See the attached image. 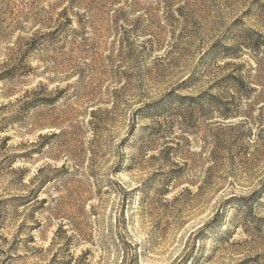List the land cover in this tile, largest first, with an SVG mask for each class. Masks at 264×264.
<instances>
[{
	"label": "rangeland",
	"instance_id": "rangeland-1",
	"mask_svg": "<svg viewBox=\"0 0 264 264\" xmlns=\"http://www.w3.org/2000/svg\"><path fill=\"white\" fill-rule=\"evenodd\" d=\"M258 43L264 0H0V264H264Z\"/></svg>",
	"mask_w": 264,
	"mask_h": 264
},
{
	"label": "trees",
	"instance_id": "trees-1",
	"mask_svg": "<svg viewBox=\"0 0 264 264\" xmlns=\"http://www.w3.org/2000/svg\"><path fill=\"white\" fill-rule=\"evenodd\" d=\"M26 47L23 49L22 51V54L21 57L19 58L18 60V64L17 65H24L28 68H31L30 65L27 64V58L28 56H30V54L38 49L39 47V44H37L34 40V38H31L28 40V43L25 44ZM24 45V46H25ZM261 47H264V43L261 44V43H258L256 45V47H254V50L258 51V50H261ZM18 67H16V69H14L13 71H6L5 73L1 74L0 75V78H12V77H16L18 76L20 73L19 72H23L22 75H28V70L27 71H20L17 69ZM237 79H239V81L241 82H244L243 81V78L242 77H237ZM41 88V87H40ZM41 89H45V88H41ZM114 93L116 94L118 92V89H114ZM36 92V91H35ZM67 92L66 89H61V91L55 95V96H51V97H47V96H43V97H40L38 99L37 102L39 103H45V104H55L57 103L58 101H60L62 99V97L64 96V94ZM39 93V91H38ZM171 96V95H169ZM169 98V97H168ZM115 101V105L113 106V108L111 109H105V110H102L100 109L99 107H96V108H93L89 111V121L88 122V127L90 129V132L92 133V138H91V145H92V152L94 155H96L95 153V150L93 149L94 146L98 147V141H100V134L105 131V130H108L109 127L111 129V127H114L116 125V117L115 115H112V113H115L116 110L118 109L119 107V104H120V101L118 99V97L114 99ZM168 99H162L156 103H151V104H148L147 106L145 107H141L140 110H144L146 111L148 114H161L162 110H165L168 108L169 104L172 103V101H167ZM163 104H166L164 107V109L160 110V106H162ZM261 110L264 111V105L263 107H261ZM184 114V115H183ZM182 116H183V123L188 126L190 125V116L189 115H185V113H183ZM136 120L137 118L133 117L132 118V129L130 130L129 132V136H133L134 135V132H135V125H136ZM163 123H160V122H157L155 123L152 127H147V126H144L143 127V130H146V129H152L153 132L155 133H158L160 134L161 132H163ZM55 135H58V133H56ZM43 138V137H42ZM160 139L157 137L155 138L154 136L151 137L149 139V144L150 145H146L143 147V151H147V149L145 148H150L148 150H152L153 148H156V147H153V146H156L157 142L159 141ZM125 142V140H123V143ZM174 149L173 146H168L167 148H165L162 152H161V155H165L166 157H168V154H171L170 151H172ZM35 150H38V149H35ZM204 149H201L200 152H199V155H201V153H203ZM163 156L161 159H163ZM154 157L156 158V155H154ZM165 157V158H166ZM120 160L118 161L120 166H122L124 164V157L123 155L119 157ZM184 165H188V162H185ZM127 167H131V165H127ZM44 172V168H40L38 170V173L37 175H35V177H33V180L32 181H35L37 178H40L42 177V173ZM170 178L173 180H176V179H181V175L179 173V171H172L170 172ZM210 178L211 176L210 175H207L206 176V180H205V183H209L210 181ZM44 179H47V176L44 177ZM127 192V191H126ZM43 202H45L43 199H42ZM42 202V203H43ZM204 231V230H201V232ZM200 232V233H201ZM58 233H59V230H57L55 232V235L53 237V241H52V245H55L57 244V239H58Z\"/></svg>",
	"mask_w": 264,
	"mask_h": 264
}]
</instances>
